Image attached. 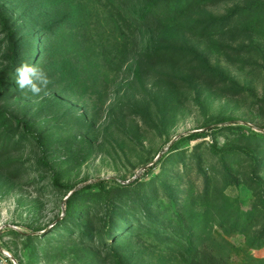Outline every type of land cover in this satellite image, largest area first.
Masks as SVG:
<instances>
[{"label":"rangeland","instance_id":"obj_1","mask_svg":"<svg viewBox=\"0 0 264 264\" xmlns=\"http://www.w3.org/2000/svg\"><path fill=\"white\" fill-rule=\"evenodd\" d=\"M148 1L0 0V264H186L156 240L183 217L209 264H264V0L130 27ZM31 57L46 95L6 72ZM146 208L173 228L107 236Z\"/></svg>","mask_w":264,"mask_h":264},{"label":"trees","instance_id":"obj_2","mask_svg":"<svg viewBox=\"0 0 264 264\" xmlns=\"http://www.w3.org/2000/svg\"><path fill=\"white\" fill-rule=\"evenodd\" d=\"M205 0H149L144 8L141 11L140 16H135L134 21L128 23L130 27L141 26L144 28H152L158 22H162L164 19L176 22L178 21L183 13L192 5H196ZM225 24H219V27L224 26ZM6 26V24H5ZM218 26V25H217ZM44 32L40 31L36 38L33 37L32 44L34 46V52L37 51L38 40L37 37L40 38ZM16 46L14 50L16 51ZM32 56V55H31ZM26 63L35 65L33 57L25 60ZM20 66L18 64L17 59H14L12 67L8 68L6 72H12L14 76H16L15 69ZM4 92V91H3ZM218 127H216L215 132L218 131ZM204 134H202L199 130L194 132L183 133L180 135L179 140L185 139L190 142H198L202 139ZM256 139V137H254ZM213 152L220 155V160L225 162L226 160V151H219V149L213 146ZM235 151L228 152L229 155L233 154ZM225 154V155H224ZM100 186L104 190H106L105 180L99 181ZM112 209V208H111ZM111 212V211H110ZM156 215L152 216L151 211L146 208L145 210H136L135 212L129 211L124 214H116L112 213L107 221V236H124L135 233V231H147V232H157L160 231H169L173 226H169V221L172 223L173 219L169 218L168 220H161V213L157 212ZM152 216V217H151ZM126 221L122 223V220ZM170 223V224H171ZM191 224L185 220L183 217L181 220V226L179 230L176 231V238H170L168 236H157L156 240L159 244H167L168 249L174 248L182 254L183 259L186 264H200V263H208L202 253V246L204 239L202 238L203 227L195 232ZM83 224L80 226H75L77 228L83 229ZM90 228V227H89ZM86 229V228H85ZM105 236V235H104ZM212 264V263H211ZM214 264V263H213Z\"/></svg>","mask_w":264,"mask_h":264},{"label":"clouds","instance_id":"obj_3","mask_svg":"<svg viewBox=\"0 0 264 264\" xmlns=\"http://www.w3.org/2000/svg\"><path fill=\"white\" fill-rule=\"evenodd\" d=\"M16 84L23 91L27 90L34 96H39L42 92L46 95V89L51 83L47 74L37 66L23 63L15 69Z\"/></svg>","mask_w":264,"mask_h":264}]
</instances>
